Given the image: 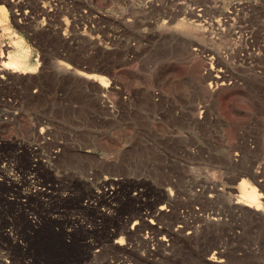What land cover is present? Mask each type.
Returning a JSON list of instances; mask_svg holds the SVG:
<instances>
[{"label": "rangeland", "instance_id": "374dc122", "mask_svg": "<svg viewBox=\"0 0 264 264\" xmlns=\"http://www.w3.org/2000/svg\"><path fill=\"white\" fill-rule=\"evenodd\" d=\"M0 7V255L264 264V0Z\"/></svg>", "mask_w": 264, "mask_h": 264}, {"label": "bare ground", "instance_id": "6f19581e", "mask_svg": "<svg viewBox=\"0 0 264 264\" xmlns=\"http://www.w3.org/2000/svg\"><path fill=\"white\" fill-rule=\"evenodd\" d=\"M4 8V7H3ZM1 13L4 12V10L0 7ZM3 10V11H2ZM13 68V67H11ZM218 78V76H217ZM217 81H214V84H216ZM224 84V83H221ZM210 86V85H209ZM237 202H243L245 203L246 207L254 208L255 211L259 210L260 208V194L258 193L257 189L246 182H242L241 184V190H240V197L238 198Z\"/></svg>", "mask_w": 264, "mask_h": 264}, {"label": "built area", "instance_id": "2783aa9c", "mask_svg": "<svg viewBox=\"0 0 264 264\" xmlns=\"http://www.w3.org/2000/svg\"><path fill=\"white\" fill-rule=\"evenodd\" d=\"M214 70V68L212 69ZM220 72L222 73L223 71L220 70ZM0 138H1V135H0ZM12 260H15L13 259L10 254H6V253H3L0 255V264H13V261Z\"/></svg>", "mask_w": 264, "mask_h": 264}]
</instances>
